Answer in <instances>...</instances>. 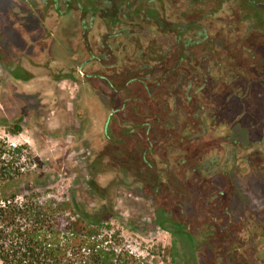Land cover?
<instances>
[{"label":"rangeland","instance_id":"obj_1","mask_svg":"<svg viewBox=\"0 0 264 264\" xmlns=\"http://www.w3.org/2000/svg\"><path fill=\"white\" fill-rule=\"evenodd\" d=\"M11 3L17 13L13 32L9 33L12 36L0 38V119L6 120L5 125H0V137L14 146L28 145L21 159L26 171H38L48 183L38 191L45 197L55 195L58 198L70 197L73 193L88 211L103 212L108 216L118 214V219L110 218V221L121 230L124 246L138 254H146L152 248L157 253L155 264H264L259 249L255 258L248 255V244L240 238H236V244L235 238L228 240L219 226V223L227 222L226 217H222L221 207L229 206L234 224L231 228L236 230L247 223L253 240L250 246L264 236V0H226L218 9L217 5H208L198 12L199 6L189 5V2L165 7V15L170 18L169 29L176 26L172 21H179L181 17L187 20L203 17L198 24L205 27L208 38L206 32L202 34L198 26H194V21L184 20L178 29L167 30L168 33L149 28L144 22L132 26L138 31L135 33L144 47L149 43L155 45L152 50L165 54L160 59H166L167 69H171L172 64H180L178 54L182 50L179 57L183 63L177 70L176 86H167L176 78L170 76L164 82L167 97L161 91L165 99L173 102L170 104L161 99L159 104L149 108L145 91L137 82H132L125 87L126 95H136L138 100L135 103L128 101L125 112H120L127 125H131L127 120L133 122L139 117L126 113L134 105L146 112L162 111V116L173 118L168 185L173 183L177 193L187 196H177L172 207L168 206L169 216L162 214L171 221L183 223L182 226L171 221L165 223L171 230L181 227L175 242L168 231L157 226L152 203L146 197L153 194L155 182L149 179V174L143 173L153 172L152 169L137 159V153L133 159L123 161L119 158L118 163L114 156L120 145L113 141L101 149L105 143L100 120L117 102L122 106L125 96L118 94L116 99L113 94L109 98L107 93L113 89L106 81H100L99 89L106 101L103 107L100 100L83 89L74 99L77 84L74 81L62 82L57 87L53 84L58 83L61 75L72 72L63 50L72 62H75V56L79 63L83 58L97 54L99 63L112 67L126 44L130 57L136 55L134 40L137 38L126 36L134 32L126 30L120 40L117 37L109 39L113 29L99 19L93 23L88 21L83 31L79 16L69 11L59 19L65 20L61 28L67 34L64 35L59 23V33L54 29L56 22L53 19L58 14L49 7L39 2L36 5L39 15L48 11V17L41 22L38 17L27 14V5L23 1L12 0ZM106 16L108 20L114 17L112 14ZM151 17L156 18L154 14ZM174 32L183 36L177 41ZM50 33L55 38V48L44 52V41L48 42ZM185 41L188 43L184 44ZM110 42L115 49L109 47ZM162 49L168 50L167 58V52ZM85 50L89 54H85ZM48 53L53 59H49ZM155 56V53L145 51L134 63L140 62V58L143 61ZM124 62L125 57L120 56L115 65ZM126 70L108 77L121 86L122 80L127 79L122 77ZM151 71L150 68L140 72L145 76ZM77 75L74 77L79 80ZM152 75L153 80L159 79L154 76L156 71ZM185 78L186 85L191 83L187 89L183 83ZM195 97L201 100L200 107L205 109L203 114L197 108L201 117L204 116L203 125L199 123L198 127V119L194 121L190 112H184L194 108L193 103L186 107L185 100ZM17 122L22 130L14 132ZM112 131L113 137L124 139L121 148L134 146L135 149L136 143L131 144L135 135L126 131L117 135V130ZM203 132L200 140L189 141L191 135ZM120 163L130 173L124 172ZM141 181H145L146 186L137 193L135 189L141 188ZM168 185L157 189L158 194L169 190ZM220 191L224 193V204L219 206L217 221L209 222V214L205 213L207 197ZM230 193L233 194L232 203L228 198ZM166 197L171 200L170 196ZM177 199H181L180 207L175 204ZM161 201L167 206L168 200ZM212 201L216 202L215 198ZM189 232L193 241L187 238ZM239 233L248 236V231ZM262 241L264 243V239ZM159 245L172 247V252H164Z\"/></svg>","mask_w":264,"mask_h":264},{"label":"trees","instance_id":"obj_2","mask_svg":"<svg viewBox=\"0 0 264 264\" xmlns=\"http://www.w3.org/2000/svg\"><path fill=\"white\" fill-rule=\"evenodd\" d=\"M115 8V13H118V8ZM133 13L135 15L145 13L148 16L154 14L156 18L152 23L147 22V24H154L163 32H173L182 24L177 23L174 28L169 29L162 15L150 7H138ZM106 23L110 29H113L114 35L117 31L124 33L131 27L129 24H136L132 20L122 21L120 19L106 20ZM174 34L177 41L182 36V33L174 32ZM111 38L113 37L109 39ZM183 43L187 44L188 41ZM165 51L168 54V50ZM160 55L165 54L161 52L143 61L140 58L138 67L136 65L126 70V74L122 77L127 79L122 80L121 86L113 80L109 82L116 99L118 94L125 96L124 105L121 106L120 102H117L115 107L111 108L112 110L119 113L127 109L128 101L137 102L138 96L126 95L125 87L128 83H141L149 102L152 97L158 95L159 89L165 94V87L174 86L176 78L178 79L179 66L172 65L171 69H167L164 65L166 59H160ZM149 60L154 65H151ZM132 61L130 60L131 63ZM139 64L143 66L140 67ZM149 66L152 70L150 76L139 74L141 70ZM155 71L154 76H158L159 79L150 81V77L153 76L152 72ZM129 74L134 76L131 77ZM170 76L176 78L165 86L164 82L169 80ZM143 80L150 81V84L146 86ZM135 108H137L136 105L126 112L130 115L136 114ZM113 119H116V116H113ZM19 122L15 125L14 132L22 130ZM5 124L6 120L0 119V125ZM112 141L113 144L118 145L115 137ZM25 148H28V145L14 146L7 139L0 137V261L2 264L157 263V253L152 248L146 254H138L124 246L121 230L110 221V218L118 219V214L108 216L103 212L88 211L82 207L81 201L73 193L70 197L63 198L55 195L49 197L42 195L38 189L48 183L41 178L38 171L32 169L26 171L21 161ZM159 223L164 229H169L163 223ZM159 248H163L164 252H172L170 246L159 245Z\"/></svg>","mask_w":264,"mask_h":264},{"label":"flooded vegetation","instance_id":"obj_3","mask_svg":"<svg viewBox=\"0 0 264 264\" xmlns=\"http://www.w3.org/2000/svg\"><path fill=\"white\" fill-rule=\"evenodd\" d=\"M11 1L12 0H0V38H3V37L8 38V37L12 36L10 34H12V32H13V27H14L13 24L15 21L14 19H16L17 13L11 7L12 6ZM15 1H23L27 5V11H26L27 14L29 16H32V17H38L41 22L43 19H45V17L46 18L48 17L47 16L48 11L45 14L46 16L45 15H39V11L36 10L37 9L36 5L38 4V2L40 4H42V6L49 7L50 9H52V11H55L58 15L56 16V18H55V16H52L55 18V19H53L54 22H56V26L54 29H56L59 33L58 23H59V27H60V31H61V28L63 27L62 22L65 21V20L61 21L59 19L62 18L66 14V12L68 13L69 11H74V13L79 16V19L81 21V25H83L82 28L81 27L80 28L83 31H85L84 27H87L86 23L88 21L93 23L97 19H99L100 21H103L105 24L106 20H108L107 16H106L108 14L109 15L112 14V16H114L111 18V20L112 19H120L122 21L132 20V21L136 22V24L139 22H142V23L144 22L143 24L146 23L145 25L148 26L149 28H156L159 31H161L156 25L149 24L150 22L152 23L155 18H152L151 16H148L145 13L140 14V15H135L133 13L134 10L140 6L142 8L150 7L152 9H154L155 11L157 10L161 15H163V18L167 22H170L169 16L165 15V13H166L165 7L166 6H172V5L179 6V5L184 4V2H187V3L189 2V5L199 6V8H197V10H196L198 12V10L200 8H203L204 6H208V5L209 6L217 5L218 6L217 9H218L220 6L224 5L223 3H225L226 0H15ZM227 5H229V4H227ZM96 7H99V8H96ZM115 7L118 8V10H117L118 13H115V9H116ZM160 7H162V8H160ZM216 10L214 11V13L216 12ZM104 13H107V14L105 15ZM170 15H172V13ZM202 18L203 17H201L200 19H202ZM200 19L187 20L186 18L181 17L179 21H176V20H175V22L172 20L171 21L173 24L183 23L184 20L190 21L192 23L196 22L197 24L194 23V26H196V27L198 26L200 33L203 34L206 32V30H205V27L203 25L198 24V21ZM147 22H149V23L147 24ZM129 25H131V27H129L126 30L133 31L134 33H130V35H126V36L134 35L137 38V39L134 38L135 39L134 43L136 45V50H137L136 55L130 57V55L128 54L129 45L126 44V46L124 47V49L122 51V54H118V59L116 62H114V66L104 67L103 64L99 63V59L96 58L97 54H94V55L91 54L88 57L83 58L79 63H77L75 55H74L75 56L74 57L75 62H72L71 60H69V54H67L62 49L63 52L68 57V66H71L70 70L72 72L65 73V75H61V76L59 75L60 77H58V79H57L58 83H53V84H55V86L56 85L61 86L60 84L62 82L74 81L75 83H77L75 91L73 93L74 99L76 98V95L78 94V92L81 89H83L86 92H88L89 94L92 93V96H94L95 98L100 100L101 103H103L102 104L103 107H105L106 101L103 98V93L100 91V89H99L100 86L98 84L100 81H106V83L111 87L109 82L112 81V79H110L108 77V75L120 74L122 71H124L123 69H125V68L129 69L131 67L136 66L138 63H134V62L137 61V59L139 57H141L145 51H147L148 53L153 52L156 55L161 54L158 52V50L156 51V50L151 49L152 47L154 48L155 45L151 46L148 43V45H146L144 47L143 42H141V39L138 37L137 33H135L138 31H136L134 29V27H132L133 24H129ZM199 25H201L202 28ZM43 29H44V27H43ZM8 30H9V32H8ZM56 30H54V31H56ZM62 31H63V29H62ZM63 33H64V35L66 34L64 31H63ZM166 33H168V32H166ZM200 33H198V34H200ZM115 34L116 35H114V32L110 33L109 38L110 37H117V38H119L118 40H120L121 36L125 35V34L119 33V31H117ZM206 36L208 38L207 32H206L205 37ZM185 37H187V36H185ZM46 40L49 43L44 41L43 51L44 52L45 51L50 52V50L52 51V48L53 49L55 48V38H53L51 33H50L49 37ZM108 45H109V47L115 49V46L113 45V43L110 42V44H108ZM181 51L178 54V58L180 59V62L176 61V62H179L180 64L183 63L182 57H179L182 54ZM84 53L89 54L86 50ZM114 53H117V52L114 51ZM48 54L50 56L49 59L50 60L53 59V56H51L50 53H48ZM1 55H2V53L0 54V56ZM167 55H170L169 52H168V54H166V56H165L166 58H167ZM120 56L125 57V62L120 63L119 66H116L115 63H117L120 60ZM130 60H133L134 62L132 61V63H131ZM180 64H178V66ZM88 66H89V68H87ZM141 66H143V65H140V67ZM137 67H138V65H137ZM150 68H151V66L145 68V70H148ZM76 73L79 74V80L78 79L76 80V78L78 76ZM139 74H141V72H139ZM146 76H150V75H146ZM13 77L16 78L14 75H13ZM150 78H152V77H150ZM178 78H179V76H178ZM49 79H50V77H49ZM150 81H153V78ZM150 81H148V80L144 81L143 80V82L146 83V86H148L150 84ZM177 81H178V79H176L174 86H176ZM183 83H184V86L186 87V89H187L188 85L191 84L189 82L186 85V78H185ZM138 85L143 89L141 83H138ZM55 91L58 92L57 89ZM113 94L114 93L112 91L107 93L109 98L113 97ZM150 94H152V93L150 92ZM163 95H165V94H163ZM165 96H162L161 89H159L158 95L156 97H152L150 102L148 100L146 101L148 103V107L150 108L151 105H154V104L156 105L157 103L159 104V101H161V99L163 100V102L170 103L169 99H165L167 97V96L166 97ZM185 101H186V107H190L189 106L190 103L192 106V103H193L194 108L193 109L190 108L191 110L186 109L184 112L186 114H188L190 112V117L192 118V120L195 121L198 119L196 121L198 123V125H196V127L199 126V123L203 125L204 116L201 117L199 111L202 110V113L204 114L205 109L202 108L203 106L200 107L201 100L198 97H195L193 99H189V100H185ZM172 102H173V100L171 101V103ZM197 108L199 109V111H197ZM135 109L137 111L135 115L139 116L137 121L135 120L132 122L131 120H127V121H130L133 126L127 125L125 123L124 118L120 115L121 114L120 112H125L123 110L120 111L119 113L118 112L116 113L115 110L110 109L107 113V116L103 117V119L100 120L101 128H102V135L104 137V143H105L101 149H105L107 147V145L112 141V138L114 139L113 131H112L113 129L117 130V131H115V133L117 135L118 134L120 135L122 133L121 131H124V132L126 131L129 135H135V137L131 138L133 140V143H131V144L134 145V143H136L135 149L133 148L134 146H132L131 148H126V147L121 148V144L125 143L124 139L121 138L120 136L118 137L119 139H117V137H115L116 140H119L118 145H120V148H118V150L116 151L117 156H114V158H118L117 162L119 163V158L122 159L123 161L129 160L126 158L133 159L135 153H137V156L135 155L137 157V159H139L141 162H143L146 165V167H148V169H152V171L155 174H157V175H155V180H153V175H154L153 172H150V173L144 172L143 173V174H145V173L149 174V179L155 182V186H154L155 189H154L153 194H148L146 197L152 203V208L154 209V215H155L154 220H155L157 226L159 228L164 229L160 225L159 222H161L165 225V223H167L171 220L167 216L162 217V214H166L169 216V214L171 212L168 210V206L172 207V205L174 203L173 201L175 198H177V196H182V197L187 198V196H184L182 193H177L174 190L173 183H171L172 185L171 184L168 185L169 177H171V174H169V172H168V167H169L168 160L170 159L168 154H169V152H171V148H172V144H170L169 141L172 138H174L171 134L172 130L174 129V126L172 125L173 118L167 117L166 115L162 116V111H157V112L148 111V112H146L143 109L142 110L139 108H135ZM151 112H152V114H151ZM113 116H116V119H113ZM76 117H78V116H76ZM186 129L190 130V127L186 126ZM203 134H204V132L201 134L198 133L197 135L194 134V135H191L188 139L190 142H193V140H200L202 138ZM108 156H107V158H108ZM111 159L113 161H116V159L114 160L112 157H111ZM92 160L93 159H91V164H92ZM120 166L124 172L128 171L127 167L124 164L120 163ZM134 173L135 172H133V174ZM134 175H136V174H134ZM167 185L169 186L170 189L165 190L164 193L159 195L158 194L159 190L157 191V189H160L163 186H167ZM145 186H146V182L141 181V188L140 189L139 188L135 189L134 186H131V188H133V190L135 189L136 191L138 190L137 193H139V190H142ZM223 195H224V193L222 191H220V192H218V194L216 193L215 196L209 195L207 197V202H206L207 203V205H206L207 209H206L205 213L209 214L208 215L209 216V222H212V220L217 221V219L219 218L218 215H216V214L218 213V210H220L219 206L221 207V205L224 204V196ZM166 196H170L171 200H169ZM232 197H233V194L230 193L228 195V198H231V203H232V199H233ZM214 198L216 200V202H214L215 204L212 201ZM222 198H223V200H222ZM165 199H166V202L168 200L167 206L163 205V202L161 201V200H165ZM176 201H177L175 203L176 206L180 207L182 205L181 199H177ZM221 209L223 210L222 217H226L225 219H227V222L225 224L219 223V226H221L220 229L222 228L221 230H223L225 235H227L228 240L235 238V240H233V241L236 244V240H238L240 238L241 242H243L244 244H248V255L251 254L252 257H254V258L256 256V250L259 249L261 251V253H263V255H262L263 257H260V259H261V261H264V243L262 241L264 239V236H261V238H259L257 241H255L253 246H250V243L253 240H252V234L248 228V224L245 223L242 227H238V229H236V230L232 229L231 227H234V224L231 222L232 214H231V212H229V206H225L224 208L221 207ZM181 218H183V216H181ZM171 222L177 223L178 226H182V224H183L182 222H175V220L174 221L172 220ZM249 222L250 221H248V223ZM165 227H166V225H165ZM164 230H166V229H164ZM166 231L169 232V234L172 236V241L175 242L178 239L176 237V234L179 231H181V227L180 228L178 227L174 230L168 229ZM240 231H245V232L248 231V236L243 237L244 235L239 233ZM184 232L185 231L182 230V233H184ZM189 235H190V237H187V238H189V240L193 241L194 238L190 232H189ZM207 235H208V237L211 236V234H209V233ZM236 238H238V239H236ZM202 239L206 240V241L210 240V239H206L204 237H202ZM259 241L262 242L261 245L256 244ZM209 242H211V241H209ZM254 246L256 247V249L253 248ZM258 261H260V260H258ZM261 263H263V262H261Z\"/></svg>","mask_w":264,"mask_h":264}]
</instances>
